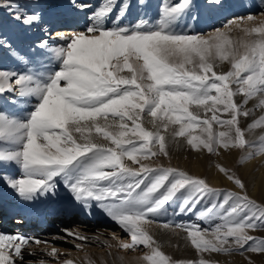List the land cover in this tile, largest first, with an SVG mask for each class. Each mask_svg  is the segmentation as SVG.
Listing matches in <instances>:
<instances>
[{
    "label": "snow or ice",
    "instance_id": "snow-or-ice-1",
    "mask_svg": "<svg viewBox=\"0 0 264 264\" xmlns=\"http://www.w3.org/2000/svg\"><path fill=\"white\" fill-rule=\"evenodd\" d=\"M138 2L143 4V0ZM70 3L80 12L90 7L81 0ZM207 4L222 7L221 0H207ZM132 6L129 0H106L88 17L91 23L83 31L66 35L46 29L47 34L34 47L55 58L56 70L47 74L0 70V94H11V104L31 105L24 117L0 111V144L7 145L0 147V168L22 170L19 176L0 173V182L27 202L55 196L62 182L82 209L89 213L94 207L100 209L128 234L131 242L120 240V250L147 247L149 252L142 258L145 264H192L166 256L144 227L145 223H159L168 213L166 206L177 202L176 215L195 214L209 226L164 221L162 227L183 230L201 254L264 255V238L251 235L264 230V204L252 199L247 185L229 169L219 167L240 192L221 191L206 179L173 167L142 165L133 169L123 163L124 157L135 161L137 154L145 159L169 156L160 130L167 132L174 125L180 127L173 129V137L186 138L197 151L203 148L217 154L221 148L253 149L249 158L264 154V135L258 143L246 137L253 128L264 129V115L247 129L241 127V119L253 114V109L245 107L250 100L264 112V21L243 27L244 37L239 41L223 28L211 33L177 31L184 17L196 18L192 0H178L163 8L158 25L146 19L130 26L105 25L104 18L113 11L118 9L119 20ZM0 7L26 26L42 19L38 11H13L14 0H0ZM255 19L252 15L235 17L224 27H239L240 22ZM7 47L20 63L34 62ZM217 61H227L230 70L218 73ZM124 69L130 77L116 74ZM236 96H242L243 103H238ZM192 105L202 107L205 116L190 111ZM144 116L154 118L151 123L157 131L142 126ZM98 118H111L112 123L102 127L96 123ZM213 123L223 130L214 132ZM201 125L202 137L193 135V129ZM93 128L115 147L97 142L91 135ZM74 133L80 134L78 139ZM130 135L140 137V142L123 139ZM64 232L75 239H88L70 229ZM30 239L0 234V264L23 261L22 247L29 245ZM33 242L41 243L39 239ZM48 254L55 255L56 249ZM195 264L210 262L201 258Z\"/></svg>",
    "mask_w": 264,
    "mask_h": 264
},
{
    "label": "rangeland",
    "instance_id": "rangeland-1",
    "mask_svg": "<svg viewBox=\"0 0 264 264\" xmlns=\"http://www.w3.org/2000/svg\"><path fill=\"white\" fill-rule=\"evenodd\" d=\"M81 2L89 4L90 7L85 11L80 12L73 9L70 0H14L15 8L13 11L19 10L28 14H31L33 11L41 13V21L31 26H26L21 21L15 20L9 10L5 7H0V45H4L0 46V70L24 71L27 69L28 71L38 72L40 74H47L51 70H56L58 62L55 58L51 55L45 56L39 48H35L34 46L41 37L47 34L46 29L52 31V27L56 23L79 24V29L81 27L85 28L88 23H91L88 17H90L94 11L103 7L106 0H81ZM129 2L133 6L128 10L127 14L119 20H117L119 14L118 9L104 18V23L108 28H113L117 25L130 26L137 23L140 19H146L154 26L158 25L163 8L178 3V0H143V4H140L138 0H129ZM192 4V13L196 18L192 19L189 16L184 17L177 26V31L183 30L189 33H211L214 28L224 29V26L235 17H247L252 15L260 21L264 18V15H261L264 13V0H221L222 7H219V9L223 10L224 14L217 15L214 19V23H212L214 13L212 8L208 6L207 0H192ZM223 16L225 19H223ZM244 23L245 22H240V26ZM235 26L230 29L227 28L225 31L228 32L229 36L234 41H239L244 37L242 32L243 27ZM7 45H10L11 49L16 53H19L20 56L29 57L34 62L30 65L20 63L16 56L10 52ZM230 67L231 66L227 61H217L215 70L218 73H223L230 70ZM116 74L123 77L131 76V73L126 69L119 71ZM10 95L11 94L7 92L0 94V96L4 98L3 101L2 98L0 99V111L13 113L17 117L26 116L31 105L27 103L11 104L9 103ZM234 99L238 103H243L244 98L242 96H236ZM255 103V100H250L245 106L248 109H253V114L248 118L241 119L242 128L247 129L248 126L261 115H264V112L255 108ZM189 110L194 114L199 113L201 118L205 116L202 107L192 105L189 107ZM207 116L210 117L211 113H207ZM153 119L154 118L150 116H144L140 123L146 130L155 132L157 131V127H154L153 123H151ZM87 123L91 124L92 122L89 121ZM96 123L103 127L111 124L112 119L109 118V120L105 121L103 118H98ZM158 125L159 121H157V126ZM129 126L131 127L130 122ZM179 127L180 125L170 126L167 132H163L162 129L160 130L161 134L166 137L169 156L165 157L161 155L159 157L145 159L137 154V159L135 161L124 157L123 163L133 169H139L142 165L151 167L163 165L165 167H173L183 170L195 177L203 178L194 174L191 170L181 167V162L186 160L183 154L193 155L197 150H194L186 143V138L173 137V129H178ZM201 127L203 126L195 127L193 129V135L202 137L203 133L201 132ZM106 130L111 131L112 128H107ZM220 130L223 129H220L218 125L213 123V131L218 132ZM79 135V133H74V137L77 139L79 138ZM91 135L97 142L115 147L114 145H111L110 141L104 140L100 134H97L94 128ZM262 135H264V129L259 127L253 128L246 133V137L249 140L256 141L257 143L259 142V137ZM129 138L133 139L135 142H140V137L137 138V136L130 135L123 139L127 141ZM0 147H7V145L0 144ZM220 150L217 154L207 153L212 163H216L218 158L222 159L225 156H230L232 152V149ZM175 151L183 153L181 158L178 157V160L176 158L178 154ZM252 151L254 150H249V152ZM240 153L241 156L240 159H238V163L241 162L242 158L247 156L246 151L244 150L240 149ZM261 156L262 154H256L251 158L256 162H259V164L264 165V159L263 161L259 160ZM193 159L195 160V158ZM180 160L181 162L179 163L178 161ZM176 164L177 166H174ZM0 173H6L10 176H19L22 174V170L15 166L2 167L0 168ZM216 189L237 192L234 189L231 190L225 187ZM0 206L15 213V215H12L11 217L8 216V220L6 221L7 225L11 228V233L22 231L24 229L23 232L27 233L29 237L34 236L32 235L33 231H29V227H19L15 224L16 217L20 216L21 212L27 210L42 211L49 221L46 222V226L50 225L57 227V229H52V232L48 237L43 235L37 238L39 239L45 236L42 243L35 244L34 242H31L30 245L23 246L22 252L24 254V259L23 261H20L19 264H67L68 261H73L71 259H76L78 257H81L85 264H101L99 262L100 258H95L94 261L91 262L87 257L92 256L94 253L99 254L101 257L104 251L110 248L117 252L118 255H120V258L123 257V260L128 264L129 262H132L134 258L138 259L136 256H142L143 258V256L149 252V249L143 245L138 246L136 251L120 250L117 247L120 240L131 242L128 234H126L100 209L94 207L90 213L89 211L82 209L72 200L69 193L63 187L62 182L55 196H41L32 202L23 201L6 184L0 182ZM166 207L169 209L168 213L166 216L160 218L159 223H145L144 227L160 245L161 251L172 260L192 262V264H195V262L201 258L209 261L210 264H249V260H251L253 261V264H264V255L258 253H245L244 255L238 253L233 255H223L219 253L201 254L190 244L187 234L183 230H173L171 228L164 229L162 223L164 221H172L175 224L197 223L201 227H208L209 225L203 220H197L195 214L176 215L175 213L179 207V202ZM197 210H199V206ZM1 212L2 211H0V217L2 218ZM33 219L34 216L31 220ZM65 229H70L73 233L77 232L81 235L85 234V236L90 235L89 237L92 238L96 237L100 243H92V238H88L89 240L80 241L81 247L78 248L76 245H73L74 242L71 243L72 241L67 238V241L55 239L56 236L64 235L61 231H64ZM114 234L116 237L115 239H113ZM251 235L257 238H264V230L253 231L251 232ZM36 236L37 235L35 234L34 237ZM105 242L111 244L112 247H108ZM75 243L79 242L75 241ZM53 248L56 249V254L49 255L48 253L52 252ZM5 254L9 256L11 255L10 252H6ZM89 258L92 259V257ZM142 258L140 257V259ZM129 264H134V262Z\"/></svg>",
    "mask_w": 264,
    "mask_h": 264
},
{
    "label": "bare ground",
    "instance_id": "bare-ground-1",
    "mask_svg": "<svg viewBox=\"0 0 264 264\" xmlns=\"http://www.w3.org/2000/svg\"><path fill=\"white\" fill-rule=\"evenodd\" d=\"M212 11L214 13L212 23L215 22L214 19L217 15L224 14V11L220 10L219 7L212 8ZM223 19H225V17ZM262 21H264V18H262ZM259 22H260V20L255 19L254 22H245L243 24L244 26L243 25H241V26L242 27H251V26H253V23L258 25ZM78 26H80V25L79 24L75 25V24H67V23H65V24L56 23L52 27V32L54 33L56 31H62L66 35H70L73 30H75V31H83L84 30L83 27H81L79 29ZM234 26L235 25H231L230 28H232ZM224 30H227V28L224 27ZM1 98H2V96H0V99ZM3 99L4 98H2V101H3ZM0 104H1V101H0ZM111 131H115V128H112ZM137 138H139V137L137 136ZM220 151H223V149L221 148ZM175 152L178 154L176 156L177 160H178V157L179 158L182 157L183 153H180L177 151H175ZM207 153H208L207 149L202 148L198 152L196 151L193 155L183 154V156L186 158V160H184V162H181V160L178 162L182 163L181 167H183L187 170H191L194 174L201 176L204 179H206V181L214 188L225 187V188H228L231 190L234 189L235 191L240 192V189L231 180H229L223 173H221L219 171V167L223 166V167L229 169L231 172L235 173L240 179H242V181L247 185L248 194L252 199L264 204V165H261V164H259V162H256L252 158H249V151L246 152L247 156L242 158L240 163H238V159H240V156H241L240 155L241 154L240 149H232L230 156H225L224 158H226V159L222 158L223 160L218 158V161L216 163L211 162ZM193 158H195V160ZM263 159H264V154H262V156L259 158V160L263 161ZM174 166H177V164ZM0 211H2L1 212L2 218L0 217L1 218V220H0V234H7L9 236L29 237L27 235V233L23 232L24 229L22 231L11 233V228H10V226L7 225L6 221L8 220V216L11 217L12 215H15V213L5 209L2 206H0ZM33 216H34V219L31 220V218ZM47 221H48V219L42 211H37V210L36 211L29 210L28 211L27 210V211L21 212L20 216L16 217L15 224L19 227H22V226H24V228L29 227V231L30 230L33 231L32 235H34V236H35V234L37 235L36 237H34V236L29 237V238H31L30 242H29V245H30L31 242H33V239H37L38 237H41L43 235H46L48 237V235L52 232V229H57L56 226H50V225L46 226ZM35 228H37V229H35ZM61 232L64 235L56 236L55 239H61L62 241H67V239H69L72 241L71 243L74 242L73 243L74 246L75 245L76 246L81 245L80 241H82V240L75 239L74 236H67L64 231H61ZM74 234L78 235V236H85V234L81 235L80 233H77V232H74ZM38 235H40V236H38ZM89 236H86V237L92 238ZM44 237L39 238V239H41L40 240L41 243L43 242ZM75 241H77L79 243H75ZM91 242L92 243L93 242L94 243H100L99 240L96 239V237L92 238ZM101 245H103V244H101ZM89 257H92V259H90ZM89 257H87V258L91 262H93L95 258L96 259L100 258L99 262L101 264H126V262L120 258V255H118V253L115 252L111 248L106 249L101 257L97 253H94L92 256H89ZM136 257L138 259L134 258L132 261V262H134V264H145V262H143V260L140 259V257L142 258V256H136ZM71 260H73L72 264H85V262L83 261V259H81V257H78L76 259H71ZM132 262H129V263H132Z\"/></svg>",
    "mask_w": 264,
    "mask_h": 264
}]
</instances>
